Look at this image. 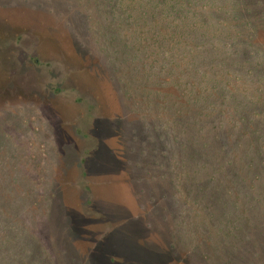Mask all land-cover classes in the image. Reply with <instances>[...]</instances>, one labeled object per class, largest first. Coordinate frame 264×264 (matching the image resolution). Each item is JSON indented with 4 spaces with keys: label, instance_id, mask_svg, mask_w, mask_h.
<instances>
[{
    "label": "rangeland",
    "instance_id": "1",
    "mask_svg": "<svg viewBox=\"0 0 264 264\" xmlns=\"http://www.w3.org/2000/svg\"><path fill=\"white\" fill-rule=\"evenodd\" d=\"M0 264H264V0H0Z\"/></svg>",
    "mask_w": 264,
    "mask_h": 264
},
{
    "label": "flooded vegetation",
    "instance_id": "2",
    "mask_svg": "<svg viewBox=\"0 0 264 264\" xmlns=\"http://www.w3.org/2000/svg\"><path fill=\"white\" fill-rule=\"evenodd\" d=\"M33 64H36V61Z\"/></svg>",
    "mask_w": 264,
    "mask_h": 264
}]
</instances>
